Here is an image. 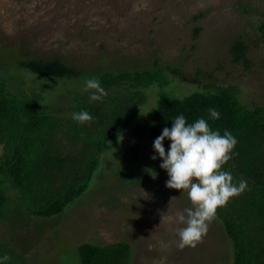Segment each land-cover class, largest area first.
Segmentation results:
<instances>
[{
  "label": "rangeland",
  "instance_id": "obj_1",
  "mask_svg": "<svg viewBox=\"0 0 264 264\" xmlns=\"http://www.w3.org/2000/svg\"><path fill=\"white\" fill-rule=\"evenodd\" d=\"M260 21L264 0H0V80L16 95L40 94L37 107L54 116L69 115L85 80L104 71L170 67L191 80L168 74L165 85L142 89L137 115L106 141L86 187L60 213L33 215L37 192L0 185L6 198L0 207L2 256L12 264H78V244L124 241L130 264H231L230 242L217 218L202 243L177 248L176 231L185 226L178 216L191 207L187 193L166 187L169 177L153 144L130 128L150 119L156 92L183 97L204 85L234 84L242 104L264 111ZM236 39L245 46L244 60L230 55ZM51 58L80 76H37L19 64ZM70 175L63 171L54 185Z\"/></svg>",
  "mask_w": 264,
  "mask_h": 264
},
{
  "label": "trees",
  "instance_id": "obj_2",
  "mask_svg": "<svg viewBox=\"0 0 264 264\" xmlns=\"http://www.w3.org/2000/svg\"><path fill=\"white\" fill-rule=\"evenodd\" d=\"M264 38V21L255 24ZM245 46L240 39L229 47L234 61L244 60ZM20 66L37 76L72 78L80 76L78 69L58 58L21 60ZM191 81L176 68L119 69L104 71L99 78L107 95L100 101H89L90 92L78 97L67 116H54L37 107L40 94L11 93L0 80V185H9L38 193L33 215L49 217L60 213L79 196L97 164V155L106 141L122 133L138 113L144 101L142 89L149 84L165 85L169 75ZM192 82H196L193 78ZM155 105L149 120L130 128L134 136H144L152 144L173 119L183 114L188 123L199 118L207 120L221 135L228 130L237 139L232 159L223 170L230 171L234 182L247 181L243 194L230 198L226 207L217 209L216 217L230 242L231 264H264V111L263 107H248L238 98L234 84L215 85L176 97L156 92ZM219 113L212 119L209 109ZM89 112L93 120L79 124L71 119L73 112ZM59 136L69 142L60 144ZM164 146L171 141L165 138ZM65 146L70 149H65ZM128 151L130 148L127 147ZM63 171L71 175L56 185ZM0 188V207L5 203ZM78 264H130L129 245L124 241L107 244L82 242L76 247ZM0 257H3L0 253ZM0 264L12 262L0 260Z\"/></svg>",
  "mask_w": 264,
  "mask_h": 264
},
{
  "label": "clouds",
  "instance_id": "obj_3",
  "mask_svg": "<svg viewBox=\"0 0 264 264\" xmlns=\"http://www.w3.org/2000/svg\"><path fill=\"white\" fill-rule=\"evenodd\" d=\"M82 91L91 93L90 102L100 101L107 95L96 77L86 79ZM208 111L212 119H219L216 109ZM71 119L82 125L91 122L93 117L82 110L73 112ZM172 121V127H165L154 140L153 148L162 159L160 167L167 171L166 187L186 192L191 205L184 210L186 215L178 216L179 223L185 226L176 231L179 237L176 246L183 250L202 243L210 224L217 218V209L226 207L230 198L243 194L248 185L244 179L235 183L232 173L223 170L232 159L237 144L230 131L226 129L221 135L219 130L211 128L206 119L199 118L194 123H188L183 114ZM165 138L171 141L167 153L163 144ZM151 159L156 160L157 156L153 155ZM148 171L153 179L158 175L151 169ZM9 259L7 254L0 257L2 261Z\"/></svg>",
  "mask_w": 264,
  "mask_h": 264
}]
</instances>
